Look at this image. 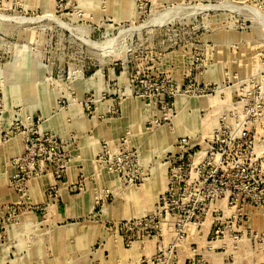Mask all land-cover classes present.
Instances as JSON below:
<instances>
[{"label":"rangeland","instance_id":"374dc122","mask_svg":"<svg viewBox=\"0 0 264 264\" xmlns=\"http://www.w3.org/2000/svg\"><path fill=\"white\" fill-rule=\"evenodd\" d=\"M79 159L111 188L72 231L49 200ZM143 181L151 209L108 219ZM0 264H264V0H0Z\"/></svg>","mask_w":264,"mask_h":264},{"label":"crops","instance_id":"0c3cea01","mask_svg":"<svg viewBox=\"0 0 264 264\" xmlns=\"http://www.w3.org/2000/svg\"><path fill=\"white\" fill-rule=\"evenodd\" d=\"M81 160V161H80ZM83 159H79L76 161V163H73L71 167L68 170L67 173V185H74L78 181L79 177L82 178V183H83V189L79 194H76L74 196H69L67 195V190L59 194L58 198V203L60 205H65L68 203V206L66 208H63L62 211H59L57 209V205H53L52 201H50L52 205V209L57 211V214L61 219H57L61 222H66L64 225L65 227H69L70 230L74 231L75 229L80 230V228H76L78 223H67L69 220L76 218L75 216L77 213H79V217H87V213L90 212L94 206L96 205L95 201L92 200V193L93 191H101L102 188H107L110 189V185L108 183L102 182L101 179L95 178L94 181H91L88 176H85L84 172L86 170V162L82 161ZM149 177L145 178L144 181L148 180ZM142 182V184L137 188L135 187L134 194L130 198L128 194L125 193L126 188H117V197L110 205H104L103 209L104 212L107 213V218L110 219V217H120V220H125L123 219V216H127L128 213L136 214L138 212H147L151 209L153 205V192L150 191L149 187L146 185L145 182ZM165 185V182L161 183V187L163 188ZM67 195V196H66ZM80 196V197H79ZM72 198V200L70 199ZM75 200V202H74ZM103 199L99 198L98 203L101 202ZM72 201V202H71ZM113 209V211H112ZM85 225V224H84ZM89 227H93V224H88ZM91 234V233H90ZM89 232H84L82 231V240H87L90 236ZM98 237V236H97ZM96 239V236H95ZM104 246H109L108 244L111 243L108 241H105ZM193 243H196L197 245V231L194 232L193 235ZM139 243H133L129 248L125 249L123 247L122 241L117 240V250L115 249V253H117V260L119 259L120 263H122L123 259H128L130 263L134 262L137 258V252H138V245ZM145 249H147L148 253H151L152 250H154L155 247V239L149 240L145 243ZM99 251H105L107 252V249H98L95 250L94 252H99ZM181 256L183 258H186L191 254V251L187 249L185 246L184 248L181 249Z\"/></svg>","mask_w":264,"mask_h":264},{"label":"built area","instance_id":"2783aa9c","mask_svg":"<svg viewBox=\"0 0 264 264\" xmlns=\"http://www.w3.org/2000/svg\"><path fill=\"white\" fill-rule=\"evenodd\" d=\"M232 140H230L228 146L231 147V149H233V142L235 141L234 138H236V136H232ZM223 142V140H220V134L217 135L215 137V141L212 142V146L211 148L214 149L216 148V151H221V152H225L223 146L221 145L222 143L220 142ZM236 142V141H235ZM236 144V143H235ZM234 144V146H235ZM217 145H220L219 147H217ZM50 150H53L52 147L49 148ZM45 151V147L43 148L42 152ZM48 154V157L46 159L49 160L50 157H51V152L48 151L47 152ZM194 157L196 158V161H193L191 160L190 162L188 163H184L182 162L181 165H179V168L181 169V176H180V180L182 181V193H185L192 189V186H191V182H197V157H196V154H193ZM62 166V164H61ZM60 166V167H61ZM22 170H25V169H22ZM52 170V168H51ZM45 171V165L43 163V161H34L32 166L29 168V170H27V172H25L24 174L27 176V177H30V176H33V177H36V176H39L40 174H42L43 172ZM23 173V171H16L15 172V176L18 177L19 174ZM196 190V189H195ZM168 198H170V193H169V190L167 189L164 193V195L161 196L160 200L164 203H166L168 201ZM214 234L216 235L215 236V239L218 238L220 236V234H222V231L220 229H216L214 231Z\"/></svg>","mask_w":264,"mask_h":264}]
</instances>
